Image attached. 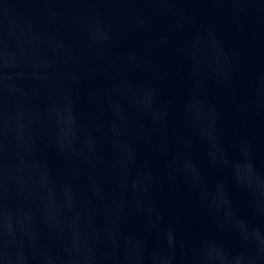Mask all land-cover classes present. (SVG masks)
Here are the masks:
<instances>
[{"label": "water", "instance_id": "1", "mask_svg": "<svg viewBox=\"0 0 264 264\" xmlns=\"http://www.w3.org/2000/svg\"><path fill=\"white\" fill-rule=\"evenodd\" d=\"M0 264H264V0H0Z\"/></svg>", "mask_w": 264, "mask_h": 264}]
</instances>
